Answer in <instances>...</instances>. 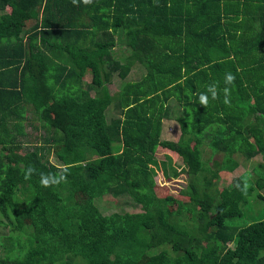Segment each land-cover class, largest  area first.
I'll list each match as a JSON object with an SVG mask.
<instances>
[{
  "label": "trees",
  "instance_id": "16d2710c",
  "mask_svg": "<svg viewBox=\"0 0 264 264\" xmlns=\"http://www.w3.org/2000/svg\"><path fill=\"white\" fill-rule=\"evenodd\" d=\"M134 65L140 79L110 94ZM165 121L177 138L162 139ZM158 149L187 177L174 220L132 194L154 188ZM63 168L66 182L40 185ZM104 196L140 210L103 215ZM249 204L262 218L228 223ZM0 264H264V0H0Z\"/></svg>",
  "mask_w": 264,
  "mask_h": 264
},
{
  "label": "rangeland",
  "instance_id": "374dc122",
  "mask_svg": "<svg viewBox=\"0 0 264 264\" xmlns=\"http://www.w3.org/2000/svg\"><path fill=\"white\" fill-rule=\"evenodd\" d=\"M143 69L139 65H134L130 69V72L125 80L118 79L117 73L115 72L112 75L111 82L107 84V90L110 94H114L118 92L120 88V83H124V81H131L134 82L139 80L140 77L143 75ZM85 83L89 82V74L83 78ZM92 94V92L90 93ZM170 109L172 110V117H178L180 113V108L174 102H169ZM118 111H114L113 108H108L105 112V119L109 121L110 119L119 116ZM34 120V124H36V119ZM27 132L30 133L31 130L29 127H25ZM34 135L33 132H31ZM178 127L172 121H165L164 122V132L162 134V139L171 140L173 138L178 137ZM57 152H61L60 148H56ZM158 157L157 160L151 164V172L154 181V188L151 189L149 194H145L143 196L135 195V200L137 202L141 201L144 204L152 205L160 207L162 205V209H165L169 212V216L172 217L171 219H175V211L177 209V202H180L184 206H188L190 203L185 200L184 198L178 197V193L180 190L184 189L186 184V175L184 173V165L179 161V159H173L174 157L164 151L158 149ZM173 157V158H172ZM214 157L210 156V152L206 147L201 148V159L205 161H209ZM239 160V159H238ZM260 156H256L250 161H240L239 160V167L232 173H221L216 181V186L218 190H221L223 187L227 186L232 178L237 177L241 173L245 171H250L251 167L254 163L260 162ZM170 169H173L174 172H170ZM153 193V195H152ZM175 198V199H174ZM128 198L124 199H112L110 196H104L99 199L97 203V208L103 215H108L113 212H124V211H139L140 209L135 207L136 209H132V205L128 206L125 205L124 202L127 201ZM185 203H182V201ZM242 216L239 219H232L229 220L228 223L234 225H246L249 222L259 220L262 218V213L258 209H256L253 205L249 204L246 207L242 208ZM186 218L192 217V214L189 209H186L183 213ZM20 220L22 223H28L27 218L25 217L24 213L19 215Z\"/></svg>",
  "mask_w": 264,
  "mask_h": 264
},
{
  "label": "clouds",
  "instance_id": "9594fccd",
  "mask_svg": "<svg viewBox=\"0 0 264 264\" xmlns=\"http://www.w3.org/2000/svg\"><path fill=\"white\" fill-rule=\"evenodd\" d=\"M85 5H90L92 3V0H80ZM73 5H78V0H72ZM235 81L234 75H232L230 72L225 74L224 77V83L226 87L223 89L224 93V100L223 103L225 105H230V88L227 87V85H233ZM209 95L212 100L218 99V91L216 84L209 85L207 87V90L205 93H200L198 100L199 104L203 107H207L209 104ZM36 172V169L33 166H29L24 170V179L30 180L32 178V175ZM68 172L67 168H63L60 170L59 174H52V173H40V180L39 183L42 187H51L54 185H58L61 182H66V173ZM235 187L241 191V193L246 194L247 189L249 187V184L247 180L243 182V185L241 183H237Z\"/></svg>",
  "mask_w": 264,
  "mask_h": 264
}]
</instances>
